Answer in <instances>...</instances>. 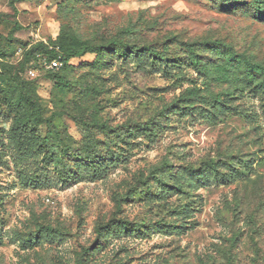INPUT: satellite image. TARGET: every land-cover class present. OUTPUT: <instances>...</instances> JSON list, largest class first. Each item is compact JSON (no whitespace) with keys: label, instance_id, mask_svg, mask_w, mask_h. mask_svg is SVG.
Returning <instances> with one entry per match:
<instances>
[{"label":"rangeland","instance_id":"374dc122","mask_svg":"<svg viewBox=\"0 0 264 264\" xmlns=\"http://www.w3.org/2000/svg\"><path fill=\"white\" fill-rule=\"evenodd\" d=\"M262 7L0 0V264H264V89L228 57L264 66ZM115 39L176 62L88 53L62 84L26 62Z\"/></svg>","mask_w":264,"mask_h":264},{"label":"trees","instance_id":"16d2710c","mask_svg":"<svg viewBox=\"0 0 264 264\" xmlns=\"http://www.w3.org/2000/svg\"><path fill=\"white\" fill-rule=\"evenodd\" d=\"M18 2H24V1H29V0H17ZM258 13H263L264 14V7L259 8L257 10ZM174 42H177V40H173ZM173 43V42H172ZM169 43H164L161 45V48L163 49V52H159L156 50V48L150 47L149 49L137 46V45H131L129 43H126L122 41L121 39H115L110 41L108 44H102L99 46H82V47H69L62 49L63 55L61 57V60L63 64L66 66L68 62L72 59L75 58H80L83 57L84 55L88 53H107L112 50H115L116 53H124L125 50L130 51L131 53L135 54L138 52H147L149 55H151L154 59L158 61H164L165 63L171 62L175 63L176 62V57L172 58V61L168 60L167 57V51L170 49ZM219 45V44H216ZM180 46H182L184 49L187 50V53L189 56L192 58V63L193 65L200 66L201 63L198 61V56L196 52V44H189V43H180ZM37 54H44L48 55L50 54V57H56L54 52L48 51V47L44 45L43 43H38L36 44L33 48L28 50L26 52V62L30 63V61L33 59L38 65V59L36 58ZM52 57V58H53ZM228 57L231 61H243V81L246 82L247 84H254L256 81L258 82L256 84V88H261L264 89V66L254 64L252 63L247 57L245 56H240L235 54L234 52L228 53ZM62 70V68L60 69ZM47 71V73L51 72L52 74H48V77H50L52 80L57 81L59 84L63 83V78L59 76V71ZM226 79V76L223 78ZM22 98L25 100V102L30 106V108L33 109L36 107V104L31 100L29 96H22ZM36 117L40 118V115H35ZM52 118L48 121L49 125H52ZM25 117L22 116L20 117L17 121L18 123H23L25 122ZM168 171V166L167 164H163V166L159 168H155L151 173H150V179L156 181V182H163V176L165 173ZM110 226V224L106 225L103 228L100 229H106Z\"/></svg>","mask_w":264,"mask_h":264},{"label":"built area","instance_id":"2783aa9c","mask_svg":"<svg viewBox=\"0 0 264 264\" xmlns=\"http://www.w3.org/2000/svg\"><path fill=\"white\" fill-rule=\"evenodd\" d=\"M36 58L38 59L39 65L45 71H58L62 68V60L60 57L52 58L44 54H37ZM30 75L35 77V70H30Z\"/></svg>","mask_w":264,"mask_h":264}]
</instances>
